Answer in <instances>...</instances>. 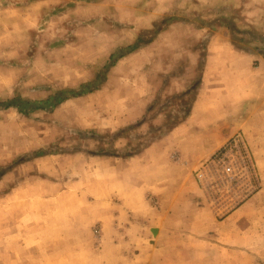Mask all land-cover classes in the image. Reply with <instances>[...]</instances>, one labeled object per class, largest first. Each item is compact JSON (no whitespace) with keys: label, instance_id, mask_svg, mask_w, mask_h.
I'll use <instances>...</instances> for the list:
<instances>
[{"label":"rangeland","instance_id":"374dc122","mask_svg":"<svg viewBox=\"0 0 264 264\" xmlns=\"http://www.w3.org/2000/svg\"><path fill=\"white\" fill-rule=\"evenodd\" d=\"M211 41L240 56L215 130L188 122ZM99 81L0 110V264H264V0H0V103Z\"/></svg>","mask_w":264,"mask_h":264},{"label":"crops","instance_id":"0c3cea01","mask_svg":"<svg viewBox=\"0 0 264 264\" xmlns=\"http://www.w3.org/2000/svg\"><path fill=\"white\" fill-rule=\"evenodd\" d=\"M225 45L219 44L218 47L220 46L222 48H219L217 50V49H215V47H217V43L215 41L214 42L211 41L210 45L207 48L208 54H207L206 59H205L204 72L202 75V82H201V89H200V92L198 94V99H197L196 103L194 104V107L192 108L191 114L188 117V122H196V120L193 118L197 117L196 119H198L197 121H199V123H195L197 125V127H202V128H206V129L212 128L215 130L216 127H219L220 122H222L221 120H219V118L223 117L224 115H229V112H228L229 109H226V110L220 109V108H218L217 105H215V103L213 104V102H211L215 99V95L217 93H219V91H220L219 89L216 88L218 83H220V80L218 78H215V81L211 82V83L208 80V74H210L208 72H209V70H211L210 68H211L213 62H215L216 59H218L216 57V54H214V50H215V53L216 52L219 53L220 59H222L226 56L231 58V59L240 57L239 54L234 52V51H230L229 52L230 54H227L228 49L226 48ZM247 57H249V56H247ZM250 59H253V58H250ZM256 70L257 69H254L252 71L253 75H256V73H257ZM255 82L259 83L260 78L249 77L248 79L244 80L241 83H242V85H250V84H254ZM260 85H261V82H260ZM202 100H205V101H203V103H200ZM200 105H202V107H200ZM178 131H179V128H176L174 130L175 133H177ZM191 131H192V129H188V132H191Z\"/></svg>","mask_w":264,"mask_h":264},{"label":"trees","instance_id":"16d2710c","mask_svg":"<svg viewBox=\"0 0 264 264\" xmlns=\"http://www.w3.org/2000/svg\"><path fill=\"white\" fill-rule=\"evenodd\" d=\"M137 47L133 46L128 49V52H132ZM100 84L99 82H96L95 84L91 85H84L81 86V89L78 92H65L62 91L55 95L52 98H49L44 101H38V102H25L21 100H11L6 103H0V110H7L10 108H15L20 114H26L27 112H34V111H45V112H51L55 107L60 105L62 102L68 100L69 98H76L81 97L86 94H90L93 91L97 89V86Z\"/></svg>","mask_w":264,"mask_h":264},{"label":"built area","instance_id":"2783aa9c","mask_svg":"<svg viewBox=\"0 0 264 264\" xmlns=\"http://www.w3.org/2000/svg\"><path fill=\"white\" fill-rule=\"evenodd\" d=\"M217 163L221 164L222 172L225 175H235L246 167V160L248 158L247 146L244 138L235 134L232 136L221 148L215 156ZM239 159L242 164L237 163L235 160Z\"/></svg>","mask_w":264,"mask_h":264}]
</instances>
